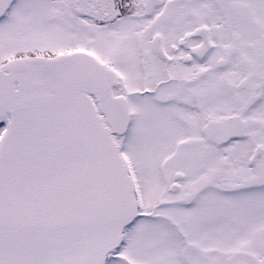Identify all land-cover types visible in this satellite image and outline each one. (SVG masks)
<instances>
[{"label": "snow or ice", "instance_id": "snow-or-ice-1", "mask_svg": "<svg viewBox=\"0 0 264 264\" xmlns=\"http://www.w3.org/2000/svg\"><path fill=\"white\" fill-rule=\"evenodd\" d=\"M0 264H264V0H0Z\"/></svg>", "mask_w": 264, "mask_h": 264}]
</instances>
